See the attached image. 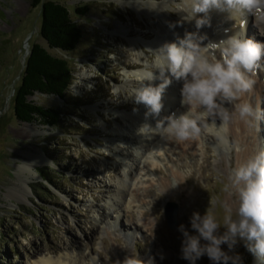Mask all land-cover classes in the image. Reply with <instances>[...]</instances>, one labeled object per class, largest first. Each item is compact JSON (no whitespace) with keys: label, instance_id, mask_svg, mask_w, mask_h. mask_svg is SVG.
Returning <instances> with one entry per match:
<instances>
[{"label":"rangeland","instance_id":"obj_1","mask_svg":"<svg viewBox=\"0 0 264 264\" xmlns=\"http://www.w3.org/2000/svg\"><path fill=\"white\" fill-rule=\"evenodd\" d=\"M54 1L69 8L82 31L74 52H51L68 60L73 81L65 101L37 94L30 100L57 108L58 128L21 123L13 116L29 48L44 45L42 10L40 4L32 8L30 0H0V264L45 259L89 264L93 256L99 264H117L133 253L153 258L155 264H188L181 258L178 226L190 227L194 211L222 218L226 206L235 210L236 197L224 185L233 168L264 149V115L251 124L245 120L248 127L237 140L230 138L228 124L227 143L218 151L207 134L179 143L138 135L140 125L155 119L146 117L145 106L129 96L141 86L136 74L151 59L149 46L158 40L159 18L137 14L125 4L137 0ZM152 2L164 6L167 23L180 20V0ZM78 6L88 8L85 17L75 13ZM246 19V34L264 41V29L257 28L254 16ZM252 79V89L241 100L264 113V64ZM170 86L177 91L181 83L173 80ZM172 103L185 110L180 98ZM131 117L140 123L133 129ZM168 203L177 206L176 230L166 224ZM235 252L243 264L247 258L259 264L243 242ZM197 264L211 262L204 256Z\"/></svg>","mask_w":264,"mask_h":264},{"label":"clouds","instance_id":"obj_2","mask_svg":"<svg viewBox=\"0 0 264 264\" xmlns=\"http://www.w3.org/2000/svg\"><path fill=\"white\" fill-rule=\"evenodd\" d=\"M213 10L238 19L240 30L229 34L225 29L219 40L201 34L200 29L211 26ZM178 11L184 13L183 21L195 22L196 31L177 34L172 41L149 49L150 61L145 60L136 74L141 86L129 97L145 106L146 117H159L163 96L176 80L181 83L180 106L185 110L170 112L158 119L155 127L143 123L136 131L143 137L159 136L178 143L207 134L215 139L213 150L218 151L227 143L228 124L234 117L251 124L264 115L241 100L252 89V76L264 59V43L248 38L243 25L249 15L264 21V0H180ZM223 190L235 195V210L226 206L222 218L212 211H194L190 227L178 226L181 258L188 264H197L204 256L211 264H243L235 252L243 242L259 264H264V149L258 148L233 168ZM158 255L165 259L163 253ZM89 264H99L98 258L90 257ZM117 264H155V260L133 253Z\"/></svg>","mask_w":264,"mask_h":264},{"label":"trees","instance_id":"obj_3","mask_svg":"<svg viewBox=\"0 0 264 264\" xmlns=\"http://www.w3.org/2000/svg\"><path fill=\"white\" fill-rule=\"evenodd\" d=\"M41 5L39 34L44 45L34 43L29 48L24 69L13 97V116L21 123H38L42 126H61V113L57 108L45 107L31 101L34 95L56 97L62 101L73 81V70L68 60L52 54V51L72 53L82 39L80 25L71 17L69 8L54 0H30L35 8ZM75 13L85 17L86 6H78ZM46 181L52 182L49 174L38 172ZM246 264L251 259L247 258Z\"/></svg>","mask_w":264,"mask_h":264},{"label":"bare ground","instance_id":"obj_4","mask_svg":"<svg viewBox=\"0 0 264 264\" xmlns=\"http://www.w3.org/2000/svg\"><path fill=\"white\" fill-rule=\"evenodd\" d=\"M125 4H127V6L130 9H132L133 11H135L137 14L154 15V16L159 18L160 24L158 27L160 29H159V36L157 37L158 40H156L155 43L150 44L149 47H151V49H153V48L157 49L158 47H160L165 42H169V40L171 41L173 39L172 36H174V35L178 34L180 36H183L185 31H196L194 21H192V22L183 21V19H182L184 16L183 12H180V16H181V18L179 20L180 23H177L178 21L170 23V24H176L175 28H170L169 27L170 24L167 23L166 18L163 16L164 6L160 5V4H154L152 2V0H145L144 2H143V0H137V1H133V2H127ZM170 16H171V14H170ZM237 21H238V24L235 23L236 24L235 25L233 22H237ZM255 21H256L255 25L257 26V28L264 29V26L262 25V23L260 21H258L257 19ZM246 24H245L244 30L247 32L248 27ZM240 28H241L240 22L238 19L237 20L229 19L227 13H221V12L213 10L211 12V26L210 27L206 26V27L200 29V31H203L202 32L203 34L206 33L210 39L219 40V39L224 37V35H225L224 30L225 29H229V34H231L232 31H239ZM118 30H121V29L118 27ZM120 32H122V31H120ZM122 33H124V31ZM262 33H264V31ZM259 35L263 36L261 34H259ZM247 37L252 39V40H255L256 42H261V41L264 42L263 39L262 40L260 39L261 40L260 41L259 39H257V37L255 39L251 38L252 36H249V35H247ZM129 44L131 45V44H133V42H130ZM147 58H148V56H147ZM260 64L261 65L264 64V59H262L260 61ZM257 85L258 84H255V87H257ZM179 90L175 91V89L171 88V86H170V88L169 87L167 88V90L163 96L164 108L170 107L167 115L173 111H176L178 113L182 112V110H179V106L174 105L172 103V100L174 98H177V99L180 98ZM246 94H248V93H246ZM171 106H173V107H171ZM164 108L162 109L160 116L154 117L155 120L149 123L153 127H155L156 121L158 119L162 118L163 116H166L165 115L166 111H163V110H165ZM130 119H132L131 128L133 129V125L136 126L139 122H138V120H136V117H131ZM229 124H230L229 135H230V138L233 140L239 139L238 137H241V135L246 131V128L248 127V126H246V121L241 120L238 117H234ZM157 137H159V136H151L152 139H156ZM147 138H149V137H147ZM140 141H141V139H140ZM141 142H142V145H144V146L147 144L144 140ZM205 163H207V159H206ZM235 200H236V198H235ZM164 247H165V245H164ZM63 262L64 261H59L57 259L56 260L45 259V260L41 261L40 264H64Z\"/></svg>","mask_w":264,"mask_h":264},{"label":"water","instance_id":"obj_5","mask_svg":"<svg viewBox=\"0 0 264 264\" xmlns=\"http://www.w3.org/2000/svg\"><path fill=\"white\" fill-rule=\"evenodd\" d=\"M164 216L166 219L167 227L170 230H176L177 228V206L174 203H168Z\"/></svg>","mask_w":264,"mask_h":264}]
</instances>
